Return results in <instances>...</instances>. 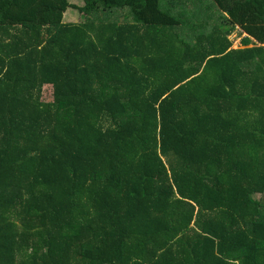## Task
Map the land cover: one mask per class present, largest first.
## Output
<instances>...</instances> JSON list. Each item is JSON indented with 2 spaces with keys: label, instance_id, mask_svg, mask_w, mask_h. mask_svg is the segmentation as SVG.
Segmentation results:
<instances>
[{
  "label": "trees",
  "instance_id": "obj_1",
  "mask_svg": "<svg viewBox=\"0 0 264 264\" xmlns=\"http://www.w3.org/2000/svg\"><path fill=\"white\" fill-rule=\"evenodd\" d=\"M182 1L0 0V264H264V0Z\"/></svg>",
  "mask_w": 264,
  "mask_h": 264
},
{
  "label": "rangeland",
  "instance_id": "obj_2",
  "mask_svg": "<svg viewBox=\"0 0 264 264\" xmlns=\"http://www.w3.org/2000/svg\"><path fill=\"white\" fill-rule=\"evenodd\" d=\"M70 2L72 3H76V4H82L83 3V0H69ZM184 1V4H181V5H188L187 2H189L188 0H183ZM187 1V2H186ZM206 1V0H205ZM207 1H210L213 5V1L212 0H207ZM184 6V7H186ZM190 6V5H189ZM216 9V8H215ZM214 8L213 9H209L210 10H215ZM214 12V11H213ZM215 16L217 15V10L215 11ZM83 20H86V17L84 16H81L80 12L77 10V9H74V8H68V10L66 11V14H65V22H73V23H77V22H80V21H83ZM239 30L237 32H235L231 38L232 40L234 41V48H236L237 46H239L240 44V40L242 38V36H240L238 34ZM246 34H244L243 36H245ZM52 87L51 86H46L45 89H44V93H43V99L45 101H51V93H52ZM257 197L261 200H264V194L261 193V194H257Z\"/></svg>",
  "mask_w": 264,
  "mask_h": 264
},
{
  "label": "crops",
  "instance_id": "obj_3",
  "mask_svg": "<svg viewBox=\"0 0 264 264\" xmlns=\"http://www.w3.org/2000/svg\"><path fill=\"white\" fill-rule=\"evenodd\" d=\"M189 2H187V16L188 17H191V18H196V17H200V16H203V17H208L207 19V22H210L211 19L215 18V6L214 5H211L210 1H205V0H188ZM190 2H193V4H191V6L189 7V3ZM181 4H184V1H182V3H180V6L179 8H182L183 5ZM215 9V10H210L209 9ZM214 11V12H213ZM125 15V9H121L117 12V14H114V18L117 16L119 18H121L122 16ZM199 21V20H198Z\"/></svg>",
  "mask_w": 264,
  "mask_h": 264
}]
</instances>
